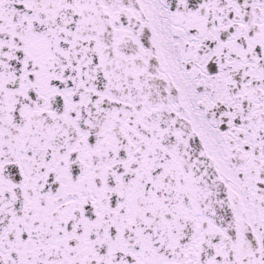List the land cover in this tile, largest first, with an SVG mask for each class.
Instances as JSON below:
<instances>
[{
  "label": "snow or ice",
  "instance_id": "snow-or-ice-1",
  "mask_svg": "<svg viewBox=\"0 0 264 264\" xmlns=\"http://www.w3.org/2000/svg\"><path fill=\"white\" fill-rule=\"evenodd\" d=\"M0 264H264V0H0Z\"/></svg>",
  "mask_w": 264,
  "mask_h": 264
}]
</instances>
